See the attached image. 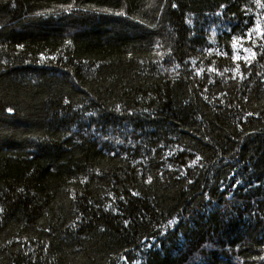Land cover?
I'll return each mask as SVG.
<instances>
[{
  "label": "trees",
  "instance_id": "16d2710c",
  "mask_svg": "<svg viewBox=\"0 0 264 264\" xmlns=\"http://www.w3.org/2000/svg\"><path fill=\"white\" fill-rule=\"evenodd\" d=\"M257 20L256 0H0V264H264Z\"/></svg>",
  "mask_w": 264,
  "mask_h": 264
},
{
  "label": "snow or ice",
  "instance_id": "6c2138e0",
  "mask_svg": "<svg viewBox=\"0 0 264 264\" xmlns=\"http://www.w3.org/2000/svg\"><path fill=\"white\" fill-rule=\"evenodd\" d=\"M256 3L258 6L264 7V4H261V0H256ZM69 7H71V5ZM103 11H108V9H103ZM115 14L116 15H123L124 13L123 12H117ZM253 33H257L260 37H264V32H262L260 30V21L259 20H257V22H256V27L248 33V36L251 37ZM238 40H239V38H236V37L233 38V44H232L233 49H235L237 47ZM254 46H255V41H254ZM260 47H261L262 52H264V44H261ZM244 51L248 52L249 55L251 56V58H253V59L257 56V53L255 51H253L252 48L244 49ZM234 59L239 60V59H241V57L239 55H235ZM244 59L247 60L248 57H244ZM237 75H239L241 78H243V74L240 72V65L239 64H237L236 68L234 69L233 78H236ZM9 111H11V109H9ZM249 115H253V114L249 113ZM197 160H199V157H197ZM193 163H195V161ZM149 182H150V180H149ZM133 194L136 195V193H133Z\"/></svg>",
  "mask_w": 264,
  "mask_h": 264
}]
</instances>
